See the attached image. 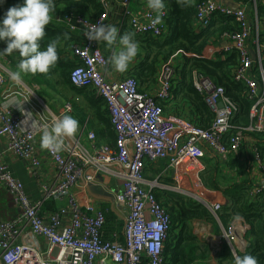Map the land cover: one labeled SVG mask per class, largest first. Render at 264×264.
Segmentation results:
<instances>
[{
  "label": "built area",
  "instance_id": "built-area-1",
  "mask_svg": "<svg viewBox=\"0 0 264 264\" xmlns=\"http://www.w3.org/2000/svg\"><path fill=\"white\" fill-rule=\"evenodd\" d=\"M111 1L98 0L105 12L97 20L90 21L78 15L60 20L67 23L72 32L81 30L85 38L82 45L72 46V53L78 62L70 74L71 83L78 88H92L106 100L108 115L116 132V144H101L95 133L90 132L89 149L81 146L80 139H75L66 155L48 152L57 166V178L54 183L43 185V199L33 201L21 179L10 172L4 154L28 159L35 167V172L38 170L39 173L42 164L35 155L34 144L44 125L25 129L20 111L10 108L0 110V138L6 140V149H0V189L12 194L21 209L12 219H0V264H140L144 256L148 258V264H164V246L169 239L171 216L156 197L157 188L166 186L146 178L149 164L169 159L168 168L177 179L182 172L188 175L204 168L206 146L229 158L231 154H240L245 134H264V71L261 73V87L251 75L254 62L247 45L251 28L245 10L233 11L215 0H207L197 6L196 17L203 27L212 21L215 13L235 16L241 24V32L225 33L222 38L229 41L228 51L233 48L238 51L239 65L234 70V76L236 80L246 83L248 96L254 100L250 110L251 125L236 129L232 123L237 111L235 103L225 96L222 86L195 73L196 89L205 94L206 103L216 114L211 127L205 129L191 120L166 113L157 102V98L168 100L171 97L177 73L174 66H163L159 87L153 94L143 92L135 77L127 76L119 81L105 78L109 59L95 41L85 36V32L98 23L106 24ZM145 1L137 12L131 10V0H122L121 5L136 33L162 39V34L167 30L166 10L162 21L153 25L151 20L156 13L147 7ZM262 50L264 45L258 48L260 66L264 60ZM0 57L1 93L7 84V70L2 54ZM221 102L224 104L222 108L219 107ZM66 111H70V106H67ZM254 152L255 159L260 163L259 154ZM78 153L87 156V160ZM89 163H94L97 168L92 169ZM91 184L104 188L120 185V190L114 191L113 196L116 208L125 221L123 241L115 239V234L113 240L102 238L107 223L105 210L96 209L83 201ZM263 188L264 185L259 186L255 193ZM50 199L64 200L65 203L60 204L49 216H44L41 207ZM206 206L219 222L222 234L217 235L213 231L215 236L208 232L207 227L214 228L203 220L193 222L194 234L210 245L212 256L213 253L217 256L221 251L223 238L234 249L231 239L235 227L239 226L238 221H234L231 229L226 231L220 219L223 204L214 200L208 201ZM68 212L71 215L70 225L63 227L62 216ZM239 227V243L245 249L247 242L242 235L245 227ZM40 238L46 243L49 259L43 257L46 250H43ZM55 250L57 252L52 257Z\"/></svg>",
  "mask_w": 264,
  "mask_h": 264
},
{
  "label": "trees",
  "instance_id": "trees-1",
  "mask_svg": "<svg viewBox=\"0 0 264 264\" xmlns=\"http://www.w3.org/2000/svg\"><path fill=\"white\" fill-rule=\"evenodd\" d=\"M205 1L207 0H165L167 30L162 34V39L153 38L149 34L136 33L126 18L123 21L120 35L125 32H134L135 39L139 42V51H143L145 56L144 61L132 69L127 76L135 77L139 84L141 83L143 86L158 85L163 66L167 64L174 66L177 73L171 97L168 100L157 98L158 104L170 115L181 116L191 120L192 123L198 126L209 129L216 114L206 103L205 94L200 93L194 83L195 73L202 74L217 86H222L225 96L235 103L237 111L232 118V123L236 126V129L247 127L252 121L250 110L254 100H251L248 96L246 83L236 80L234 76V70L239 65L238 51L233 48L223 55L217 54V59L208 57L206 53L208 48L221 39L225 33H239L242 31V27L235 16H227L222 13H215L212 21L207 26L199 25L196 17L197 6ZM236 1L242 5L247 14L251 28L247 45L251 53H256L259 46L264 45V0H259L257 5L255 0ZM54 2L55 11L52 13V21L47 26L46 35L41 41V47L46 48L49 43L56 41L59 60L56 66L47 74L58 72L57 76L60 79L57 84H64L86 98L97 121L104 127L103 138L109 142L107 144L114 146L116 144V132L108 115L106 100L97 95L94 89L78 88L70 80V74L77 67V64L71 59L72 56L69 57L68 54L72 51V45H82L85 42L83 33L81 30L68 31L64 26V22L60 20L78 15L84 19L94 21L105 12L104 6L98 0H54ZM136 2L131 0L130 8L136 4L141 5ZM145 2L143 0L142 5ZM22 3L23 0H4L3 3H0V19L3 18L8 8ZM123 8L120 9L123 10ZM118 11L119 8L116 9L111 3L108 11L109 17L106 22L108 23L111 20L110 17L115 22ZM257 27L260 29L259 35H257ZM5 47L6 43L0 41V50ZM262 52L264 53V50ZM66 54L69 60L66 59ZM177 54H180V62L175 59ZM2 56L13 71H18L17 66L21 59L18 52H13L11 55L2 54ZM253 62L251 75L259 81L262 87L261 73L262 70L264 71V60L262 66L258 62V57ZM53 70L56 72H52ZM39 74L42 73H37L35 76L38 77ZM262 91H264L263 87ZM245 136L240 154L237 156L231 154L229 159H240L243 149L248 147L247 143H250L251 149L248 147L245 154L250 155L249 160L251 163L247 161L248 166H244L249 174L248 177L241 173V176L244 177L243 180H231L226 184L227 178L224 176L225 182H223L220 175L222 173H218V176L215 173L217 170L214 167L212 170L209 166V169L207 167V170H205V174H202L201 179L205 186L211 187L216 194H223L228 199L223 205L220 215L222 225L226 231L231 229L233 222L236 220L243 223L245 227L243 236L250 243V248L245 252L237 251V253L240 255L251 254L257 258L258 264H264V188L262 191L255 193V190L264 184L252 179L257 169L264 171V134L248 132ZM252 150L253 156L254 151L259 154L262 167L258 165L255 157L253 160ZM208 158H206V161H210ZM204 161L203 159V163ZM230 161L227 162L228 165ZM168 165L169 159H164L157 165L150 163L151 169H155L152 177H155L158 172L164 170ZM240 167L241 171L243 167ZM253 172L254 174H252ZM156 197L167 208L171 216L169 239L164 246V264H208L210 245L194 234L193 220L201 219L211 223L214 233L221 235L222 230L219 222L204 205L199 204L191 197L161 189L156 190ZM47 201L41 207L42 212ZM54 211H56V207L51 212ZM105 214L107 222L110 223V219L115 215L114 211L109 210ZM114 234L115 231H113L112 240ZM103 235H105L104 232L102 233L103 239L111 240ZM221 248L222 252L220 251L218 254L220 256L219 264H234L231 256L232 249L229 244L224 243ZM140 264H148V258L144 256Z\"/></svg>",
  "mask_w": 264,
  "mask_h": 264
},
{
  "label": "crops",
  "instance_id": "crops-1",
  "mask_svg": "<svg viewBox=\"0 0 264 264\" xmlns=\"http://www.w3.org/2000/svg\"><path fill=\"white\" fill-rule=\"evenodd\" d=\"M134 1L136 2V0ZM142 1L143 0H137L136 3L138 4L140 3L141 5L140 6L137 4L133 5L134 7L132 6L131 10L133 12L139 11L141 9V6L145 4L144 3L142 5L141 3ZM215 1L219 4L225 5L224 1L226 0H215ZM231 1L238 3L236 0H231ZM121 2L122 0H114L111 2L113 7H115L116 9L119 8V11L117 12V15L115 17L116 18L115 22L113 21L112 17H110L111 20L108 23L106 22V24H111V25L116 26L119 34L124 24L123 21L126 18L129 22V25L132 27L130 23V17H128L125 14V11H124L123 6L121 5ZM258 2L259 0H255L256 5ZM238 4L243 9L242 5L240 3ZM120 8H123V10ZM255 12H256V8H255ZM64 24H65L64 25L65 28L68 31H71L68 28V24L65 22ZM95 44L102 50L103 54L109 59V66L107 67L105 71V78L109 81H119L121 79L126 78L127 74H129L132 71V69H134L136 66H139L140 63H142L145 59L144 52L139 51L133 63L129 65L128 70L124 73H119L113 70L110 64V57L112 56L113 52L118 50L119 48L118 43L116 45H113L112 48H109L105 42L95 41ZM229 46H230L229 41L221 38L208 48L206 52L207 56L210 58L217 59L216 57L217 54L223 55L224 53L229 52L227 50V47ZM253 54H255L257 57L258 49H257V52L256 53L253 52ZM70 55L72 56L71 59L74 62H78L77 58L73 55L72 51H70V53L68 54L69 57ZM68 56L67 54L65 55L67 60H69ZM175 59H177L180 62V54L175 55ZM5 69L7 70L6 71L7 84L3 92L0 93V110L10 108L15 111H20L23 116V127L25 129H28V128L36 129L38 128L39 124L41 125L49 124L52 116L54 115L62 116L64 114H68V115L75 117L78 120L79 129L74 137L66 138L65 147H64V150L60 152L61 154L66 155L68 153L69 147L72 145L75 139H80L81 146H83L86 149H89L91 144H89L88 134L90 132L95 133L96 139L98 140L99 143L101 144L109 143L106 141V139L103 138V135H104L103 125L97 121L92 107L89 105L88 101L82 94L75 92L74 90L70 89L68 86L64 84H58L60 85L58 89L55 87H52L53 84H51V82H48L44 76H42V78H44L43 83H40L38 81L39 79L38 77L34 78V77H28L26 75H24V77L21 76L19 81H13L11 79V73L15 71H11L7 67H5ZM52 72H56V71L53 70ZM53 75L57 76L58 72L53 73ZM49 83L51 84L50 85L51 88L55 89V94H57L58 96H61L62 100H57L56 98H54L55 96H52L51 93H48V91L46 90V87L48 86ZM158 87H159V84L158 85L154 84L153 86H143L141 84V88L143 89V92H147L149 94L155 93ZM67 106H70V111H66ZM251 123L249 125H251ZM40 135H41V132L38 134V137L34 144L35 145L34 146L35 155L39 157V159L41 160V164H42V169L40 170L39 173H38V170L35 172L36 170L35 167L32 166L31 162L28 159L18 158L8 153L4 154V161L8 165L10 172H12L15 176L19 177V179H21V181L24 183L25 190L29 198L33 201L44 198L45 193L42 191L43 185L54 183L57 178V173H58V169L56 168L57 166L55 165L54 161L48 154V151L42 150L40 147ZM247 144H248V147L251 149L250 143H247ZM248 147H245V149H243L242 156L239 159L240 166L242 167H244L245 165L248 166L247 161L251 163V161L249 160L250 155L245 154L248 150ZM0 149L2 151L6 149V140L4 138H0ZM251 153H252V158L254 160L253 150ZM207 157H209L208 159H210V161L208 160L206 161ZM204 160L205 161H204L203 172L207 170L206 167H208L209 169V166L212 168V170H213V167L215 170H218L222 166H227V167L229 166L227 164V162L229 161L227 157L225 158L224 156L217 153L215 150L210 149L208 146H206V157L204 158ZM160 161L156 162L155 165L160 164ZM168 167L158 172L156 176L152 178L153 180H150L151 178L147 177V173L151 167L148 166L146 169V178L147 179L149 178L148 180L153 181L154 183L156 181L161 183V181L158 180L159 176H161L160 177L161 179L162 178L172 179L173 173H172V170H170ZM240 168L241 167L232 166L230 168L232 169L230 172L227 169H226L227 171L222 170V174L226 172L224 174L225 177L227 178L226 184L228 183V181L230 182L231 180L241 181L244 179V177L241 176ZM154 170L155 169H151L150 172L153 174ZM223 177L224 176H221V180L223 179ZM252 179H255V181H257L258 183L261 182L264 184V171L261 169H257V172L255 173V175L252 176ZM223 182L225 181L223 180ZM161 185L159 187H162ZM179 186L185 189H188L186 188L187 185L185 186L179 185ZM101 188H103L106 192L110 194H114L113 193L114 191L120 190V185L119 186L118 185L116 186L108 185V186H105V188L104 187H101ZM158 189L169 190L170 187L166 186L164 188L163 187L157 188V190ZM83 201L86 203H90L96 209H103L105 210V212H109V210L114 211L115 215L112 219H110L111 222L110 223L107 222L105 224L104 231H103L105 235L103 236H105L107 239H112L113 231H115V239H118L121 241L124 240V222L125 221H124L122 214L116 208L114 196H113V201H111V200H107L106 197L104 196H101L98 194L94 195V194H91L90 192H87L84 196ZM64 203H65L64 200L62 202L59 200H55V199L48 200L46 204L44 205V208H43L44 210L42 212L43 215L49 216V213H51L54 207L57 208L60 204H64ZM20 211L21 209L19 205L15 202L13 195L10 194L9 192H6L5 190L0 189V219H12L15 216H17L20 213ZM70 218H71V215L69 212L62 216V226L63 227L70 225ZM204 222L208 225H211V223L209 222H206V221ZM238 223H239V226L243 225V223H241L240 221H238ZM239 226H238V229H240ZM207 228H208V232H211L210 231L211 227H207ZM235 229H237V227H235ZM109 235L111 236L107 237ZM239 240H241L240 233L239 231L235 230L234 238L231 239V242L234 244V250L237 248L241 252H245L248 248H250V243L246 240L247 247L243 249V247L239 243ZM40 242L42 244L43 250H46L45 253L43 254V257L46 259L47 258L49 259L48 248L46 246L45 241L42 238H40ZM224 243H228L229 246H231V244L223 238L221 240L222 247ZM56 252L57 250L53 252L52 257L55 256ZM219 257L220 256L218 255L216 256V254L214 253L212 256L210 252V258L207 260L208 264H219V261H218ZM97 264H100V262H98ZM110 264H115V263L111 262Z\"/></svg>",
  "mask_w": 264,
  "mask_h": 264
},
{
  "label": "clouds",
  "instance_id": "clouds-1",
  "mask_svg": "<svg viewBox=\"0 0 264 264\" xmlns=\"http://www.w3.org/2000/svg\"><path fill=\"white\" fill-rule=\"evenodd\" d=\"M3 2L0 0V3ZM147 7L156 13L151 23L159 24L164 16L165 0H147ZM54 11V0H23L22 4L8 8L0 19V41L6 43L0 54L18 52L21 57L18 71L11 73L13 81H19L21 74L49 73L56 66L59 60L57 42L52 41L46 48L41 47ZM85 36L89 40L105 42L109 48L118 43L119 48L110 57V64L119 73L128 70L139 52L135 33L120 35L117 27L111 24L98 23L88 29ZM78 129L79 122L75 117L68 114L52 116L50 123L41 130V149L52 154L60 153L64 150L66 138L74 137ZM231 256L234 264H258L256 257L251 254L240 255L233 248Z\"/></svg>",
  "mask_w": 264,
  "mask_h": 264
},
{
  "label": "rangeland",
  "instance_id": "rangeland-1",
  "mask_svg": "<svg viewBox=\"0 0 264 264\" xmlns=\"http://www.w3.org/2000/svg\"><path fill=\"white\" fill-rule=\"evenodd\" d=\"M0 59H2V58L0 57ZM4 62H5L6 67L9 68L11 71H13V69L11 68V66L9 65V63L7 61H4ZM24 75H26L28 77H34V78H36L35 75L21 74L22 77H24ZM42 76H44L45 79L48 82H51V84H53L52 87H55L57 89L59 88L60 85L57 84V81L60 78L58 76L53 75V74L48 75L47 73L46 74H39L38 75V78H39L38 81L40 83H43L44 82V78H42ZM51 84L49 83L48 86H50ZM48 86L46 87V90L48 91V93H51L52 96H55L54 98H56L57 100H62V97L61 96H58L57 94H55V89L54 88H51V86L50 87H48ZM79 155L81 157L85 158V160H87V156H85L83 154H79ZM229 160H231L230 163H229V166L228 167L227 166L220 167L215 172L217 175H218V173L219 174L222 173V170L223 171L229 170V172H230L232 170V169H230L232 166L233 167H235V166L236 167H240V160L239 159H237V158H231ZM258 165L260 167H262L261 163H259V162H258ZM88 166H91L92 169H96L97 168L94 163H89ZM203 169L202 170L193 171V172H191V174H188V175H185V174L183 175V172H182L181 176H179L177 179L175 178V176H173L172 179L171 178H162V179H160V181H161L162 185L170 187L169 190H172V191H174L176 193H179L181 195H185V196L191 197L194 200L198 201L199 204L204 205L206 208H207L206 205H207V202L208 201L217 200V201L221 202L224 205L227 202L228 199H226L223 194H216L215 190L212 189L211 187L205 186V183L201 179V177L203 176L202 174L205 172V171L203 172ZM206 169H207V167H206ZM150 170H151V168L149 169V171L147 173V177L151 178L150 180H153L152 178H154V177H152L153 174L150 172ZM225 173L226 172H224L223 174H220V175L221 176H225L224 175ZM241 173L244 176H246V177L249 176L248 172H246V168H244V167L241 170ZM252 174H254V172ZM222 180H225V179H222ZM179 185H182V186L187 185L186 188H188V189H185V188H183V187H181ZM181 189H184V191H181ZM185 191H187V192H185ZM191 195H194V196H191ZM197 220H201V219L193 220V222H195ZM235 230L239 231V233H240V230L238 228L237 229H234V231ZM198 231H201V228H198ZM210 231H211V234H213L214 229L211 228ZM213 235H215V234H213ZM215 236H217V235H215ZM233 238H234V235H233ZM221 247H222V245H221ZM237 251H240V250L236 248V252ZM110 263L111 262H108L107 264H110Z\"/></svg>",
  "mask_w": 264,
  "mask_h": 264
},
{
  "label": "water",
  "instance_id": "water-1",
  "mask_svg": "<svg viewBox=\"0 0 264 264\" xmlns=\"http://www.w3.org/2000/svg\"><path fill=\"white\" fill-rule=\"evenodd\" d=\"M224 4L231 8L233 11H240L242 8L239 6L238 3L234 2V1H231V0H226L224 1ZM252 59L253 60H256L257 57L255 54H253L252 52ZM224 105L223 103H220L219 104V107L222 108ZM88 190L91 194H98V195H101V196H104L106 197L107 200H111L113 201V194H110L108 192H106L103 188H101L100 186L98 185H94V184H91V185H88ZM191 196H194V195H191Z\"/></svg>",
  "mask_w": 264,
  "mask_h": 264
}]
</instances>
